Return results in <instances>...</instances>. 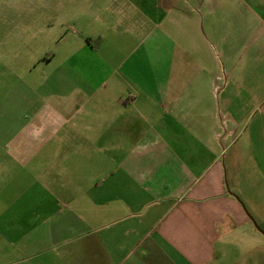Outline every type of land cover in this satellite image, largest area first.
I'll return each instance as SVG.
<instances>
[{
	"label": "crops",
	"instance_id": "0c3cea01",
	"mask_svg": "<svg viewBox=\"0 0 264 264\" xmlns=\"http://www.w3.org/2000/svg\"><path fill=\"white\" fill-rule=\"evenodd\" d=\"M225 2L64 1L74 21L106 14L117 21L113 27L102 23L104 33L91 40L79 28L65 45L67 54L58 58L70 78L85 79L83 68H93L86 81L66 94L33 93L22 83L16 103L35 104L33 120L21 124L24 110L17 109L12 122L0 117V222L18 228L24 211L33 213L35 247L49 244L35 259L264 264V0H238L246 9L222 12V23L215 24L216 8ZM131 14L148 26L133 22ZM231 19L240 25L232 26ZM125 20L133 32L160 29L162 48V35H176L177 60L170 55L159 62L176 67L175 94L171 78L159 81L155 93L150 87L145 94H119L114 86L123 61L72 60L76 51L105 50L112 41L108 35L118 34ZM217 26L227 67L219 94L210 89L214 65L206 72L196 58L212 54L215 63L218 44L211 36ZM186 62L194 66L185 83L192 93L185 94ZM122 77L130 82V76ZM93 79L101 80L96 85ZM106 83L109 89L102 88ZM201 84L208 94L200 92ZM25 180L35 186V203L27 207ZM12 185L15 198L7 203L5 191ZM41 230L47 232L42 240Z\"/></svg>",
	"mask_w": 264,
	"mask_h": 264
},
{
	"label": "rangeland",
	"instance_id": "374dc122",
	"mask_svg": "<svg viewBox=\"0 0 264 264\" xmlns=\"http://www.w3.org/2000/svg\"><path fill=\"white\" fill-rule=\"evenodd\" d=\"M65 0H0V45L3 54L0 61V117L7 118L8 122H12L14 113L17 110H24L20 123L28 125L33 120L35 112V104H28L29 106H19L16 99L19 97L16 94H23L21 84L26 85L31 92L38 94H66L70 92L75 85L86 81L90 76L92 69L85 67V79L80 80L78 76L69 77L70 73L58 58L64 57L67 54L65 45L71 39L72 34H76L79 28L85 30L83 37L91 40L97 33H104L102 23L113 27L117 21L115 16L103 15L101 19L95 20V16H88L86 19H78L74 21L70 19V15L64 12ZM215 24L222 23V12H240L245 10L244 4L238 0H226L220 8H216ZM221 13V14H219ZM133 22L145 25V20L141 15L131 14ZM123 21V20H122ZM154 21V20H153ZM235 25L239 26V20H230ZM77 22V26L76 23ZM118 34L108 35L112 41L110 45L103 51L83 50L76 51L72 60H94L100 58H113L123 64L120 68L119 80L114 86L119 94H145L151 87L153 93L157 91L158 83L165 82L167 78L173 83L171 84V93L174 91V80L176 77V67H163L161 62L166 57L170 60V55L177 60L179 54L176 50V35L174 33L168 34L163 40H166L164 48L160 46L165 44L160 39V29L157 30H142L141 32H133L127 30V20L124 22ZM214 24V26H215ZM254 24L253 26H255ZM148 26V23H147ZM207 27V25H206ZM127 30L128 32H125ZM123 31L124 34L121 32ZM152 31V32H151ZM150 32V37H149ZM96 33V34H95ZM101 35V34H100ZM149 37V38H148ZM213 41L217 43V50L215 53V63L212 60V54L205 53L203 56L196 57L199 59V68L211 69L214 65L215 78L210 84L211 91L219 94L223 91L226 78L227 67L223 58V34L219 27H216V34L212 35ZM147 39L146 43L145 40ZM73 40V39H72ZM70 42H72L70 40ZM74 42V40H73ZM184 58L191 62L193 55L186 51ZM166 55H169L166 56ZM1 56V55H0ZM57 58L52 64H47L45 58ZM195 57V56H194ZM186 62V66L181 69V80L184 86V93L188 91V85L185 84L189 74L191 75V66L194 64ZM172 71V72H171ZM179 72V71H178ZM130 76L123 81V75ZM129 75V76H128ZM207 77V73L205 75ZM117 78H115L116 80ZM101 79H93V83L98 85ZM165 80V81H163ZM207 83V78L205 79ZM91 80H89V83ZM167 82V81H166ZM205 83V82H203ZM168 85V83H167ZM21 86V87H20ZM103 89H109V84H103ZM208 86L201 84L200 92L208 94ZM192 93V91H188ZM187 92V93H188ZM13 114V115H12ZM2 120V119H0ZM28 183V188H24V196L22 205L27 207L33 205L35 202V186L30 188L31 180H25ZM30 182V183H29ZM7 188L5 191L4 201L8 203L13 197V188ZM14 201V200H13ZM23 207V208H24ZM8 214H12L11 210ZM21 227L7 225V221L0 222V264H42L43 260L35 259V253L39 250L48 251L49 244L38 243V248L35 247V226L34 215L31 211H24L20 220ZM40 238L47 236L46 231H40ZM19 237L18 239H16ZM47 261V260H46Z\"/></svg>",
	"mask_w": 264,
	"mask_h": 264
}]
</instances>
